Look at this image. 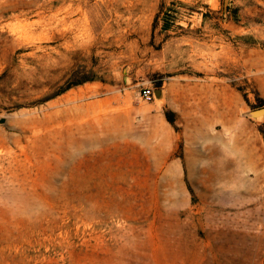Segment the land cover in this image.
I'll return each mask as SVG.
<instances>
[{
    "label": "rangeland",
    "instance_id": "374dc122",
    "mask_svg": "<svg viewBox=\"0 0 264 264\" xmlns=\"http://www.w3.org/2000/svg\"><path fill=\"white\" fill-rule=\"evenodd\" d=\"M0 264H264V0H0Z\"/></svg>",
    "mask_w": 264,
    "mask_h": 264
},
{
    "label": "built area",
    "instance_id": "2783aa9c",
    "mask_svg": "<svg viewBox=\"0 0 264 264\" xmlns=\"http://www.w3.org/2000/svg\"><path fill=\"white\" fill-rule=\"evenodd\" d=\"M142 96L146 99H150V97L152 96L151 90L149 88L143 89Z\"/></svg>",
    "mask_w": 264,
    "mask_h": 264
},
{
    "label": "trees",
    "instance_id": "16d2710c",
    "mask_svg": "<svg viewBox=\"0 0 264 264\" xmlns=\"http://www.w3.org/2000/svg\"><path fill=\"white\" fill-rule=\"evenodd\" d=\"M171 121V119H169Z\"/></svg>",
    "mask_w": 264,
    "mask_h": 264
}]
</instances>
